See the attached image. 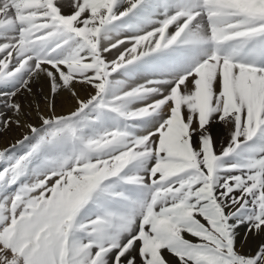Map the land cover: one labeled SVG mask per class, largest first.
<instances>
[{"label": "snow or ice", "instance_id": "6c2138e0", "mask_svg": "<svg viewBox=\"0 0 264 264\" xmlns=\"http://www.w3.org/2000/svg\"><path fill=\"white\" fill-rule=\"evenodd\" d=\"M41 81L76 106L0 150V264H264V0H0V128Z\"/></svg>", "mask_w": 264, "mask_h": 264}, {"label": "rangeland", "instance_id": "374dc122", "mask_svg": "<svg viewBox=\"0 0 264 264\" xmlns=\"http://www.w3.org/2000/svg\"><path fill=\"white\" fill-rule=\"evenodd\" d=\"M45 86L47 87L46 83L43 81L33 84L32 93L24 92L17 97L24 107V115L21 117V126L18 127L16 124H12L8 129L0 128V150L16 145V141L21 140L26 134H29L26 124L32 123L34 125H39L40 115L48 116L53 113L56 115H63L74 110L76 98L72 96L70 91H60L58 95L53 97L48 87L46 88ZM73 90L80 99L86 98L93 91L90 86L81 83H74ZM50 105H54V107H50ZM2 110L3 109L0 108V111ZM210 132L215 141L216 148L219 149L227 140L228 129L222 124L214 123L210 128ZM17 148H19V146H17ZM246 231L247 230L243 227L240 229V242L236 247L238 251L248 253L252 251V248L256 246L258 241L246 238L244 235Z\"/></svg>", "mask_w": 264, "mask_h": 264}, {"label": "bare ground", "instance_id": "6f19581e", "mask_svg": "<svg viewBox=\"0 0 264 264\" xmlns=\"http://www.w3.org/2000/svg\"><path fill=\"white\" fill-rule=\"evenodd\" d=\"M43 85H44V84H43ZM43 85H42V86H43ZM43 87H44V86H43ZM45 87H46V86H45ZM46 88H47V87H46Z\"/></svg>", "mask_w": 264, "mask_h": 264}]
</instances>
